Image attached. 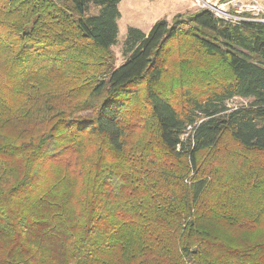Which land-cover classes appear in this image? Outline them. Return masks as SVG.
<instances>
[{
	"label": "trees",
	"instance_id": "obj_1",
	"mask_svg": "<svg viewBox=\"0 0 264 264\" xmlns=\"http://www.w3.org/2000/svg\"><path fill=\"white\" fill-rule=\"evenodd\" d=\"M122 1L0 0V264H264V23Z\"/></svg>",
	"mask_w": 264,
	"mask_h": 264
},
{
	"label": "rangeland",
	"instance_id": "obj_2",
	"mask_svg": "<svg viewBox=\"0 0 264 264\" xmlns=\"http://www.w3.org/2000/svg\"><path fill=\"white\" fill-rule=\"evenodd\" d=\"M196 3L197 0H123L119 5L121 18L118 22V40L112 48L116 57V66H121L125 61L124 42L129 28L134 27L140 29L138 26H141L140 30L148 33L149 25L151 23L154 25L162 18H167L171 21L178 14L193 13V11L205 9ZM98 11V8L93 9V13H97ZM145 23H150L147 25V29ZM247 102L242 99H234L229 103V106L231 108L240 107L247 104ZM188 136H184V139H187ZM187 264L192 263L188 262Z\"/></svg>",
	"mask_w": 264,
	"mask_h": 264
},
{
	"label": "built area",
	"instance_id": "obj_3",
	"mask_svg": "<svg viewBox=\"0 0 264 264\" xmlns=\"http://www.w3.org/2000/svg\"><path fill=\"white\" fill-rule=\"evenodd\" d=\"M197 3L233 25L264 23V4L261 0H197ZM192 131L193 127H188L187 135Z\"/></svg>",
	"mask_w": 264,
	"mask_h": 264
},
{
	"label": "crops",
	"instance_id": "obj_4",
	"mask_svg": "<svg viewBox=\"0 0 264 264\" xmlns=\"http://www.w3.org/2000/svg\"><path fill=\"white\" fill-rule=\"evenodd\" d=\"M262 1V3L264 4V0H261ZM194 12V11H193ZM163 15V14H162ZM165 16H166V14H165ZM162 19H167V18H162ZM161 20V19H160ZM150 24V23H149ZM149 24H146L145 23V26H146V29L148 28V26L147 25H149ZM152 26H153V23H151V25H149V28H148V32L150 31V29L152 28ZM138 27H140V29H141V26H138ZM143 29V28H142Z\"/></svg>",
	"mask_w": 264,
	"mask_h": 264
}]
</instances>
